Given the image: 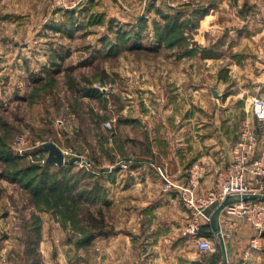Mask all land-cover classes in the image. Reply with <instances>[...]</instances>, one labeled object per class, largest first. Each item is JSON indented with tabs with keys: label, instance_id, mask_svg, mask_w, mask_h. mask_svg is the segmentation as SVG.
<instances>
[{
	"label": "rangeland",
	"instance_id": "1",
	"mask_svg": "<svg viewBox=\"0 0 264 264\" xmlns=\"http://www.w3.org/2000/svg\"><path fill=\"white\" fill-rule=\"evenodd\" d=\"M89 1L68 0L71 6L65 9L58 0H0V264H44L42 240L51 245L53 259L60 247L64 254L76 252L80 261L87 256L89 241L117 230L126 214L105 202L109 181L100 168L128 152L119 139L110 140L112 131H120L126 104L141 101L135 94L151 90L153 72L168 75L169 70L160 68L166 67L168 56L182 57L189 46H201L195 39L201 16L194 14L201 0H113L138 14L133 25L113 19L72 31L74 23L63 16L84 11ZM174 16L175 30L159 42L157 33ZM97 27L113 32L105 43L97 39ZM220 34L212 36L222 38ZM100 39L113 50L89 61ZM133 45L139 48L123 52ZM223 51L224 61L226 55L235 59V51ZM208 72L229 75L227 67ZM46 141L67 147V159L79 152L84 160L46 166ZM89 213L102 218L103 225L91 226Z\"/></svg>",
	"mask_w": 264,
	"mask_h": 264
},
{
	"label": "crops",
	"instance_id": "2",
	"mask_svg": "<svg viewBox=\"0 0 264 264\" xmlns=\"http://www.w3.org/2000/svg\"><path fill=\"white\" fill-rule=\"evenodd\" d=\"M197 5L204 11L195 34L200 48L189 46L187 55L168 56L166 67H160L169 70L168 75L153 72L148 79L151 90L135 94V99L140 94L136 100L141 101L126 104L120 131H112L110 140L119 139L128 153L107 166L120 161V167L104 171L109 181L105 183V202L126 215L107 238L89 241L87 256L80 261L76 252L64 254L60 247L53 259L48 253L51 245L42 240L44 264H264V234L261 246L247 253L255 230L248 220L226 209L219 216L222 242L210 223L203 224L200 235L210 238L215 250H200L196 238L183 231L189 210L176 193L163 190L158 172L184 182L193 167H200L196 192L207 194L220 173L234 162L232 146L243 122H250L257 134L252 157L264 151V122L255 119L251 105L254 98L264 99V0H201ZM84 9L63 16L64 21L74 23L69 26L72 31L88 24L107 25L113 19L129 27L138 16L113 0H90ZM95 13L101 15L99 20ZM99 27L94 32L105 43L113 32ZM126 32L132 31L127 28ZM213 33L223 37L214 39ZM101 39L89 61L113 50L101 45ZM124 48L123 52L136 51ZM223 49L235 51V59L227 60L226 55L224 61ZM195 51L197 54H189ZM48 65L53 62L44 66ZM219 67H227L229 75L215 77L208 72ZM193 69L205 73L192 76ZM245 179L264 193V178L247 173Z\"/></svg>",
	"mask_w": 264,
	"mask_h": 264
},
{
	"label": "built area",
	"instance_id": "3",
	"mask_svg": "<svg viewBox=\"0 0 264 264\" xmlns=\"http://www.w3.org/2000/svg\"><path fill=\"white\" fill-rule=\"evenodd\" d=\"M57 3L65 9L71 6L68 0H58ZM251 105L255 119L260 123L264 122V99L254 98ZM256 138L257 134L250 123H242L240 137L232 146L234 162L220 173L214 188L205 195H198L196 192L200 167H193L188 179L184 182L170 177L159 169L163 190L176 193L190 212L183 227L184 233L194 236L197 247L202 251L215 250L213 241L200 235L203 224L210 223V210L227 195L260 192V188L251 186L245 179L247 173L257 179L264 178V151L257 157H252ZM18 144H21V140L18 141ZM224 209L238 217L245 218L252 224L255 235L249 241L247 253L261 246V238L264 234V208L261 201L242 200L228 205Z\"/></svg>",
	"mask_w": 264,
	"mask_h": 264
},
{
	"label": "water",
	"instance_id": "4",
	"mask_svg": "<svg viewBox=\"0 0 264 264\" xmlns=\"http://www.w3.org/2000/svg\"><path fill=\"white\" fill-rule=\"evenodd\" d=\"M42 147L46 152L45 163H56L58 166H61L66 162V160H68L71 163H77L84 160V157L79 152L68 157L67 159L66 152L53 141L43 142ZM85 161L90 162V160L87 159H85ZM120 165H121L120 161H118L115 166L113 167L103 166L100 168V170L108 171L111 168L120 167ZM249 199L264 201V193L252 192V193H244V194H230L227 195L214 207L211 213L210 226L212 228L213 233L219 237L221 242H222V238L220 235V222H219V216L221 211L228 205Z\"/></svg>",
	"mask_w": 264,
	"mask_h": 264
},
{
	"label": "trees",
	"instance_id": "5",
	"mask_svg": "<svg viewBox=\"0 0 264 264\" xmlns=\"http://www.w3.org/2000/svg\"><path fill=\"white\" fill-rule=\"evenodd\" d=\"M68 13H73V12H68ZM203 13H204V11L199 10V11H196L194 14H197V15L201 16V15H203ZM169 19H170V16L165 15V20L167 21ZM175 19H177V16H174L173 19L170 20L168 22V24H166L167 28L165 29V31L163 30L162 32L160 31V32L157 33V39H158L159 42L162 41V40H164L165 38L168 39L169 36H170V33L172 32V29L175 30L176 25H177V22H175ZM124 31H125L124 32L125 37H129L131 35V34H129V32H126V30H124ZM139 38L140 37H138V42L137 43L140 45L141 44V40H139ZM126 39H129V38H126ZM126 47H128V46H126ZM130 48L137 49V48H139V46L138 45H133ZM65 163L66 164L73 165V163L69 162L68 160H66ZM49 164H51V163H45L46 166L49 165ZM87 219L90 221L91 226L101 227L103 225V219L94 216V214L92 215L91 213H89Z\"/></svg>",
	"mask_w": 264,
	"mask_h": 264
}]
</instances>
